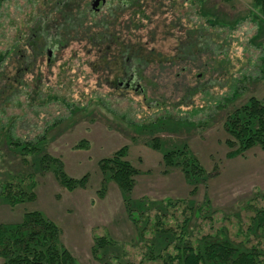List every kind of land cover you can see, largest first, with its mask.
<instances>
[{
	"label": "rangeland",
	"instance_id": "1",
	"mask_svg": "<svg viewBox=\"0 0 264 264\" xmlns=\"http://www.w3.org/2000/svg\"><path fill=\"white\" fill-rule=\"evenodd\" d=\"M2 1L0 50L23 30L33 7L30 0ZM87 2L93 11H101L98 18L106 12L100 2L95 9L94 0ZM158 2L145 1L158 9L148 30L157 28L160 52L174 55L167 32L184 37L187 30L199 31L208 43L187 62L150 67L140 83L144 93L123 85L113 90L98 82L99 75L89 66L93 54L83 49L84 43L52 53L50 66L45 59L41 92L32 93L28 102L23 98L20 106L8 105L6 119L12 118L17 137L44 135L46 153L61 161L69 177L86 175L87 183L69 191L51 167L40 168L31 156L22 159L0 140V192L3 184L12 183L16 190L20 182L33 194V199L13 206L0 195V224L14 225L25 213L40 212L56 225L60 245L77 264H166L163 257L172 245L167 251L154 250L153 232H147L152 227L142 226L155 222L161 211L160 222L180 230L184 205L178 202L184 201L203 209L184 227L191 241L224 229L232 244L262 251L264 261V228L253 221L264 209V151L255 146L229 158L224 129L233 109L250 97H264V21L252 0H163L159 7ZM172 24L177 26L170 30ZM183 47L188 54L195 51L191 42ZM26 78L31 80V75ZM154 139L164 149L187 145L210 177L189 185L180 170L163 166L161 153L150 147ZM81 142L87 147L80 148ZM122 147L139 171L126 202L113 182L103 180L98 166ZM168 200L177 205H168ZM150 204L154 209L144 214ZM95 236L114 244L98 249ZM150 251L161 258L147 257Z\"/></svg>",
	"mask_w": 264,
	"mask_h": 264
},
{
	"label": "trees",
	"instance_id": "2",
	"mask_svg": "<svg viewBox=\"0 0 264 264\" xmlns=\"http://www.w3.org/2000/svg\"><path fill=\"white\" fill-rule=\"evenodd\" d=\"M30 1L33 6L32 14L23 30H18L9 39L8 46L0 50V140L22 159L31 156L37 160L40 168L51 167L58 183L65 189L74 191L86 186L87 176L79 179L69 177L64 172L61 161L46 153L44 135H38L33 140L17 137L13 132L15 123L12 118L6 119L5 108L8 105L20 106L23 98L28 102L32 93L41 92L44 60L47 59L50 66L52 53L58 54L73 42L84 43L83 49L93 54L94 59L89 66L93 73L99 75L98 82L113 90H120L122 85L125 87L129 84L128 88L135 93H144L145 89L140 83L145 81V72L150 67L162 68L166 64L172 67L187 62L209 40L199 31L187 30L184 37H176L167 32L165 35L172 38L170 47L174 55L165 56L156 47L157 28L148 30L151 17L158 14V9H151L150 3H145L146 0H104L101 7L105 5L107 9L100 18L98 15L101 11H93L87 0ZM153 1L157 4L156 0ZM162 1L159 0L158 7ZM2 2L0 0V4ZM252 3L264 21V0H252ZM175 25H169L168 28L171 30ZM185 41L194 45L193 54L184 50ZM27 75H31V80L26 78ZM174 76L177 78L178 74ZM189 97L190 94L183 96L182 102ZM76 109L75 111L78 110ZM224 129L228 136L225 144L230 150L227 155L229 158L242 156L255 146L264 151V97H250L242 106L233 109L225 118ZM79 146L86 148L87 144L81 142ZM162 146L155 139L150 144L153 150L161 153L163 166L180 170L189 185L195 187L210 177L187 145L171 149H164ZM127 150V147H122L98 163L99 170L104 174L103 180L111 181L117 186L124 202L130 197L135 178L139 175V171L127 160ZM14 187L16 190H13L12 183L1 187L0 195L10 206L25 199H33L32 192L26 191L20 182ZM171 203L177 205V202L167 201L168 205ZM178 205H184L181 212L184 217L180 223L183 226H179L180 230H173L162 224L160 218L164 212L161 211L160 217L155 216V222L142 226L152 227L147 232H153L152 238L155 239L154 242L157 241L156 244L151 242L153 246L156 245L154 250L167 251L172 245L171 252L163 257L166 264H264L259 257L262 256V251L232 244L224 229L191 241L189 230L184 227H188L193 215H201L203 209L186 205L184 201H179ZM152 206L148 205L144 214L154 209ZM254 220L257 227L264 228V209L257 211ZM58 237L56 225L40 212L25 213L22 221L14 225L0 224L2 264H77L71 254L60 245ZM113 244L105 236L94 237V246L98 249ZM153 252L150 251L146 256L161 258Z\"/></svg>",
	"mask_w": 264,
	"mask_h": 264
},
{
	"label": "water",
	"instance_id": "3",
	"mask_svg": "<svg viewBox=\"0 0 264 264\" xmlns=\"http://www.w3.org/2000/svg\"><path fill=\"white\" fill-rule=\"evenodd\" d=\"M102 1L104 2V0H94L93 4H92V7L95 9V7L98 5V3Z\"/></svg>",
	"mask_w": 264,
	"mask_h": 264
},
{
	"label": "flooded vegetation",
	"instance_id": "4",
	"mask_svg": "<svg viewBox=\"0 0 264 264\" xmlns=\"http://www.w3.org/2000/svg\"><path fill=\"white\" fill-rule=\"evenodd\" d=\"M104 3L105 2L100 1V4H104ZM128 87H130V85L129 84H126L125 88H128Z\"/></svg>",
	"mask_w": 264,
	"mask_h": 264
}]
</instances>
